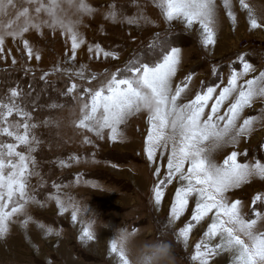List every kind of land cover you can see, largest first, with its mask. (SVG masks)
Returning a JSON list of instances; mask_svg holds the SVG:
<instances>
[{
	"label": "snow or ice",
	"instance_id": "obj_1",
	"mask_svg": "<svg viewBox=\"0 0 264 264\" xmlns=\"http://www.w3.org/2000/svg\"><path fill=\"white\" fill-rule=\"evenodd\" d=\"M153 3L169 29L176 22L186 32H195L202 47L212 48L217 44L220 7L217 0H153ZM238 3L247 13L250 28L264 30V21L256 16L247 0H238ZM222 7L235 26L237 15L233 0H222ZM9 9H17L14 0H0V60L11 53L10 48L6 49L9 39L22 42L26 59H41L40 52L34 51L24 37L30 30L43 34L42 28L47 26L53 32L59 28L66 36V43L70 40L64 63L77 64V52L85 44L77 30L79 18L95 11L87 0H24L13 13L15 19L9 18ZM69 10L75 19L69 17ZM118 15L117 6L110 5L106 18L115 21ZM139 20L154 23L143 14L129 18L128 22ZM147 48L151 55L133 57L114 72L105 69L102 77L86 64H77L73 71L60 65L53 67L51 72L66 73L70 78L64 94L79 104V116L73 120V126L84 131L82 143H93L87 133L98 139H104L107 134L108 139L117 142L123 138V127L130 118L146 115L144 153L152 163L166 160V167L162 164L153 169L155 206H161L168 185L175 183L168 224L179 221L189 211L190 203L194 205L190 219L176 233L177 239L187 246L194 228L201 224L206 227L191 259L198 264H215V256L229 253L233 264H264V230L257 227L264 222V192L253 197L255 207L249 209L247 216L242 211V201L229 196L232 190L253 178L264 180V158L249 160L248 153L239 150L230 151L222 160L216 155L229 145L235 148L242 138L251 136L258 121L264 122V108L259 116L245 114L257 101H264V70L258 71L249 62L247 53L239 54L238 63L230 66L226 81L214 66L213 72L220 82H202L193 92L190 86L194 73L177 80L182 50L173 46L167 34L155 33ZM87 52L94 59L119 58L117 51H107L100 44L87 45ZM12 63H16L15 57ZM51 72H45L41 78ZM72 77L87 82L88 86L82 87ZM30 107L24 106L18 87L9 89L0 98V238L9 234L10 226L20 216L25 217L21 223L26 228L32 219L29 204L40 203L31 190V178L36 175L33 153L39 141L34 131L38 125ZM79 159L76 155L69 157L74 162ZM59 164L69 166L65 160ZM161 168L165 170L162 172ZM53 187L57 193L51 198L63 214L68 207L58 194L60 185L53 184ZM71 207L75 222L81 209L74 203ZM38 227L45 229L42 224ZM136 231L133 229L132 234ZM52 232V228L45 229L46 235ZM80 239L89 242L96 239L92 223L83 229ZM124 239V236L112 237L110 252L118 256L119 264H131L123 246ZM162 251L161 246L151 255L146 254L144 264H152Z\"/></svg>",
	"mask_w": 264,
	"mask_h": 264
},
{
	"label": "rangeland",
	"instance_id": "obj_2",
	"mask_svg": "<svg viewBox=\"0 0 264 264\" xmlns=\"http://www.w3.org/2000/svg\"><path fill=\"white\" fill-rule=\"evenodd\" d=\"M22 2L24 0H14L17 9ZM87 3L95 11L79 18L77 30L85 44L77 52V64L88 65L92 72L101 77L105 69L114 72L117 68H123L133 57L151 55L147 45L157 32L162 36L167 34L173 46L181 48L182 63L177 76L181 74L180 78L183 79L185 75L194 73L190 86L193 92L202 82H220L213 72L214 66L222 72L226 81L230 66L238 63L239 54L247 53L249 62L258 71L264 70V30L250 28L239 3L237 7L240 12L235 26L225 13L218 17V40L212 48L202 47L197 34L186 32L179 23L174 22L169 29L153 0H87ZM112 4L117 6L119 13L115 21L106 18ZM262 4L260 0L258 6ZM17 9H9V18L15 19L13 13ZM141 14L154 23L144 20L132 24L128 22L129 18ZM68 15L75 19L71 10ZM42 33L30 30L24 37L34 51L40 52L41 59H26L22 42L9 39L6 49L10 48L11 53L0 60V98L9 89L18 87L23 94L24 106H31L29 110L38 125L34 130L39 145L33 153L36 157V175L31 178V190L36 201L40 202L29 204L28 213L32 219L26 228L21 223L25 217L20 216L10 226L9 234L0 238V264H119L118 256L110 252L107 238L102 234L105 228L112 230L115 227L118 230L119 222L137 230L134 233L137 245L164 242L171 246L174 264H198L191 256L206 227L201 224L194 228L187 246L176 235L190 219L194 205L190 203L189 211L179 221L168 224L177 186L174 183L168 185L161 206H155L152 189L156 177L153 169L162 164L166 167V160L158 159L152 163L144 153L146 115L130 118L123 127V138L117 142L108 139L107 134L104 139H98L87 133L93 143H82L84 131L73 126V120L79 116V104L64 94L70 78L66 73L51 72L56 65L69 71L77 68V64L64 63L70 40L66 43V36L59 28L53 32L44 26ZM91 44H100L107 51H117L119 58L94 59L87 52V45ZM12 57L16 59L15 64ZM45 72L51 74L42 79ZM248 78H251V74ZM72 79L82 87L88 86L79 78ZM53 104L62 107H50ZM262 108L264 101H257L245 114L259 116ZM232 150L247 152L249 160L264 158V122L258 121L251 136L241 139L235 148L229 145L217 153V159L222 160ZM73 155L80 158L79 162L69 160ZM60 160L67 161L69 166L61 167ZM164 170L161 168L162 172ZM53 184L60 185L58 194L68 207L63 214L56 200L51 198L57 193ZM258 192H264V180L253 178L232 190L229 196L242 201V211L247 216L249 209L255 207L252 199ZM72 203L81 209L75 222L71 218ZM89 223H92L96 239L82 241L80 236ZM41 224L45 229L52 228V234L46 235L45 229L38 227ZM257 227L264 230V222L258 223ZM129 232L132 233L133 229ZM213 259L215 264H233V257L229 253H221Z\"/></svg>",
	"mask_w": 264,
	"mask_h": 264
},
{
	"label": "clouds",
	"instance_id": "obj_3",
	"mask_svg": "<svg viewBox=\"0 0 264 264\" xmlns=\"http://www.w3.org/2000/svg\"><path fill=\"white\" fill-rule=\"evenodd\" d=\"M115 236L120 237L124 236L123 246L131 259V264H144V256L151 255L153 251L158 248L163 247V251L160 252L154 259L152 264H174L172 258L171 246L164 242H155L147 245H137L134 234L131 232L124 231V229H118Z\"/></svg>",
	"mask_w": 264,
	"mask_h": 264
},
{
	"label": "crops",
	"instance_id": "obj_4",
	"mask_svg": "<svg viewBox=\"0 0 264 264\" xmlns=\"http://www.w3.org/2000/svg\"><path fill=\"white\" fill-rule=\"evenodd\" d=\"M259 1L260 0H247V3H249L250 4V6L252 7V9L255 11V14H256V16L261 20V21H264V0H262L263 1V4H262V6H258V4H259ZM217 3H218V5L220 6L219 7V11H218V17L219 16H221V14H226V11L223 9V7H222V0H217ZM237 3H238V0H233V5H234V10H235V12H236V15L238 14L239 15V8L237 7ZM222 10V11H221ZM246 15H245V20H246V23L249 25V23H248V21H247V13L246 12H244ZM218 19V18H217ZM219 20H220V18H219ZM180 76H181V74H179V76H177V78H180ZM181 79V78H180ZM179 79V80H180ZM178 80V79H177ZM117 221V220H116ZM119 225L117 226V228L118 229H127L128 231H130V229H134V228H132V227H130V226H128V225H125V224H123L122 222H119L118 223ZM115 231H114V230ZM113 230V231H112ZM112 230L110 229V228H105L104 229V231L102 232V234L103 235H105V237L107 238V241H108V243H110V240L112 239V235L113 234H116V231H117V229H115V227L114 228H112ZM141 233V232H140ZM100 234H101V232H100ZM100 234H97L98 236L100 235ZM2 245V243L0 242V246Z\"/></svg>",
	"mask_w": 264,
	"mask_h": 264
},
{
	"label": "bare ground",
	"instance_id": "obj_5",
	"mask_svg": "<svg viewBox=\"0 0 264 264\" xmlns=\"http://www.w3.org/2000/svg\"><path fill=\"white\" fill-rule=\"evenodd\" d=\"M257 133V132H256ZM258 134V133H257ZM261 134V133H260ZM259 136V135H258ZM243 139V138H242ZM246 142V141H245Z\"/></svg>",
	"mask_w": 264,
	"mask_h": 264
}]
</instances>
